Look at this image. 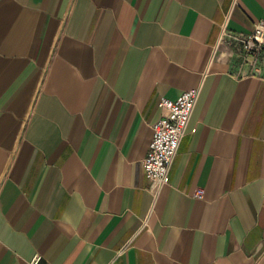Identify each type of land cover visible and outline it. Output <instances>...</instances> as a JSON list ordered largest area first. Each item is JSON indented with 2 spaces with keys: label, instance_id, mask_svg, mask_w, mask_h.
Returning <instances> with one entry per match:
<instances>
[{
  "label": "crops",
  "instance_id": "1",
  "mask_svg": "<svg viewBox=\"0 0 264 264\" xmlns=\"http://www.w3.org/2000/svg\"><path fill=\"white\" fill-rule=\"evenodd\" d=\"M260 22L264 0H0V264H264V46L233 37ZM197 86L156 197L159 101Z\"/></svg>",
  "mask_w": 264,
  "mask_h": 264
},
{
  "label": "built area",
  "instance_id": "2",
  "mask_svg": "<svg viewBox=\"0 0 264 264\" xmlns=\"http://www.w3.org/2000/svg\"><path fill=\"white\" fill-rule=\"evenodd\" d=\"M225 31L220 42L225 41ZM241 43L243 62L256 66L264 46V23L255 24L254 29L245 36H236ZM201 93V86L185 90L177 99L162 97L159 105L162 115L153 124V137L148 152L142 161L143 169L151 181L155 196L170 183V170L178 153L180 143L189 129V124ZM203 195V190L197 191ZM41 256L35 255L30 263L39 264Z\"/></svg>",
  "mask_w": 264,
  "mask_h": 264
}]
</instances>
